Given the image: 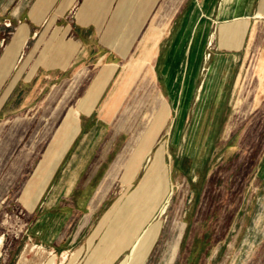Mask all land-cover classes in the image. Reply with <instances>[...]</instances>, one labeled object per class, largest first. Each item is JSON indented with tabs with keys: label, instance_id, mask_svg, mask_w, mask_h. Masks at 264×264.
Returning <instances> with one entry per match:
<instances>
[{
	"label": "crops",
	"instance_id": "1",
	"mask_svg": "<svg viewBox=\"0 0 264 264\" xmlns=\"http://www.w3.org/2000/svg\"><path fill=\"white\" fill-rule=\"evenodd\" d=\"M194 1L133 0L130 6L128 0H0V39L10 29L8 42L0 48V83L11 79L1 100L6 102L12 97L20 81L28 88L22 96L21 108H0L5 116L15 117L10 132H16V136L21 133L18 139L11 135L3 143L1 162L11 160V167L22 166L30 156L22 148L12 157L17 147L13 151L12 148L31 128L34 120L24 111H31L33 108L28 109V106L36 100L40 102L33 116L37 121L43 120L41 125L37 124L36 131L43 133L45 139L49 137L41 158L61 128L67 123L69 129L74 125V135L68 144H62L65 150L42 193L38 198L32 194L25 203V187L20 197L26 209L33 212L48 188L52 187L55 197L70 196L78 177L67 184L63 182L65 176L72 170L74 174H83L79 178L82 188L77 195L82 198L86 212L82 227L103 208L84 245L85 252L92 245V256L89 255L84 264H116L128 254L135 237L152 222L158 210L153 212L151 221L141 224V216L151 208L149 189L155 186L154 175L143 183L149 173L127 194L105 205L112 180L117 175L115 167L108 169L109 156L117 149V142L108 141L107 137L125 102H148L141 139L133 154L123 162L121 179L129 184L139 174L144 158L154 148L174 112L179 116L175 100L190 95L186 116H195L209 69L217 59L228 60L230 67L219 114L228 116L225 131L236 132L243 123L248 126L247 120L251 117L256 126L249 130L263 134L257 138L264 139V0H198L203 6L202 14L210 21L207 38L215 36L217 51L202 78L206 53L203 32L189 56L193 66L186 72L188 77L182 76L181 66L174 67L173 90L164 69L177 28ZM9 21L13 28L4 25ZM70 70L73 72L69 77L59 76ZM159 110L164 111L165 123L142 148ZM118 154L113 159L114 166L122 162ZM135 158L139 159L140 168L131 178L127 167ZM160 158L161 155L155 163ZM249 165L250 173L246 176L253 173ZM8 177H4L6 187L11 182ZM235 207L226 213L233 212L236 221L241 218L239 214L249 213L248 205ZM215 255L211 253L208 259L212 261ZM258 257L254 260L264 261V253ZM56 264L73 263L68 254L66 260L61 259Z\"/></svg>",
	"mask_w": 264,
	"mask_h": 264
},
{
	"label": "rangeland",
	"instance_id": "2",
	"mask_svg": "<svg viewBox=\"0 0 264 264\" xmlns=\"http://www.w3.org/2000/svg\"><path fill=\"white\" fill-rule=\"evenodd\" d=\"M128 2L132 6L133 0ZM198 2L195 0L190 9L195 6L202 9L203 6ZM4 25L13 28L11 21L4 22ZM181 25L182 21L177 28L176 36ZM209 27L204 40L206 53L201 70L202 78L208 72L217 51L215 36L207 38ZM202 28L197 27L188 34V37L185 35V39H181L172 52L173 41L172 54L170 53V59L164 69L167 80L176 65L183 68L182 71L178 70L182 76L188 77L186 72L193 66L189 56L192 55L194 46L198 44V39H201L204 32ZM9 36L10 29L0 39V48L8 42ZM182 52L183 56H180ZM188 61L190 64L186 68L184 65H187ZM219 61L221 60H216ZM72 72L70 70L59 76L64 75L67 78ZM10 81L11 79L7 78L0 83L2 110L21 108L22 96L28 90L20 81L12 97L3 102L1 98ZM169 86L175 90V87ZM188 96L183 100H175L179 116L174 112L166 129L157 137L154 148L144 158L140 172L131 184L121 179L125 167L123 162L133 154L141 139L146 126L144 114L148 102L130 100L124 103L115 126L107 137L108 141L114 139L117 142V149L109 156L108 164V169L115 167L117 175L112 180L105 205L135 188L140 179L152 170L156 158L161 155L162 164L154 173L153 185L159 183L158 177L166 176L161 179L163 182L168 180L166 178L170 179V189L173 193L170 191L168 195L170 200L167 201L169 203L165 212L161 214V210L158 209L152 219L156 223H161V230L144 264H264V261L254 260V257L259 258L258 256L264 253V158L260 160L264 157V139L257 138L263 134L249 130L256 126L255 119L251 121V117L247 120L248 126L245 127L243 123L238 131L227 132L225 123L228 116H221L214 129L212 141L205 149L204 162L194 166L192 159H189L190 162L186 161L187 136L194 119V116H186L190 100V95ZM39 102L36 100L28 106V109L33 108L31 111H24L29 113V117H32L30 119L34 122L30 130L18 141L19 144H13L12 148L13 151L17 147L12 157L22 148L28 151L30 156L26 162L22 166L11 167V160L2 163L0 155V236L3 237L0 245V264H50L51 260L56 264L61 259L66 260L68 254L73 264H84L92 248V245H89L85 252L84 245L103 208L94 214L86 227H84L86 224L82 227L86 212L82 198L77 195L82 188L79 178L83 174H74L72 170L65 176L63 182L67 184L72 183L75 176L78 177L70 196L55 197L52 187L48 188L33 212L26 209L20 197L25 187H27L23 197L25 203L32 194H35L36 198L39 197L65 150L62 144L71 141L76 129L73 124L70 129L68 123L65 124L41 158L49 137L45 139L43 133L36 131L37 124L43 121H37V117L33 116L37 113ZM4 113L0 111V154L3 151L1 146L11 135L13 139L21 136L20 132L17 136L16 132H10V127L15 124V117L5 116ZM116 153H119L122 162L114 166L113 159ZM249 164L252 165L253 173L246 176L245 174L250 171ZM33 174V179L29 183ZM6 175L11 180L7 187L4 181ZM155 186L149 189L150 197ZM240 205H248L249 213L239 214L241 218L236 221L233 212L226 211L234 210L235 206ZM245 216L247 218L244 219ZM211 253L216 254L212 261L208 259Z\"/></svg>",
	"mask_w": 264,
	"mask_h": 264
},
{
	"label": "bare ground",
	"instance_id": "3",
	"mask_svg": "<svg viewBox=\"0 0 264 264\" xmlns=\"http://www.w3.org/2000/svg\"><path fill=\"white\" fill-rule=\"evenodd\" d=\"M203 16L204 15L202 14V10L198 6L192 7L188 11L187 15L183 18L182 25L179 28L178 34L174 39L172 52L175 50L176 45L179 44V41L181 39H185V35H187L188 37V34L192 33V31H194L197 27L202 26L203 27L202 29L204 31V36L207 35V29L210 26V22L206 20ZM199 46H202V45H199ZM180 56H183V52L180 54ZM189 64L190 63L188 61L187 65H184V66L188 68ZM229 68L230 67L228 64V60L226 61L222 60V61L216 62L209 69V75L206 81L207 83L205 85L204 93L199 98V105H198L197 111L195 112L193 123L191 125L190 131L187 136V148L185 147L186 148V161L190 162L189 159H192L194 161L193 163L194 166L201 165L204 162L205 149L207 148L209 143L212 141L214 129L217 126V122L220 117L219 114H220L221 106L222 104H224L223 99L225 98L223 97H224L226 84L229 79V74H230ZM174 72L170 74L169 79H168V82H170L169 85H171L172 88H174V85L172 83L174 79L171 80V78ZM165 120H166V116H164V111L159 110L154 117L152 125L148 128V132L146 133L145 138L143 139L144 141H143L142 148L144 147L145 144H148V142H150L151 136L155 132L157 133L160 130L162 125L165 123ZM142 148L140 152L143 150ZM146 152L148 154L149 150H146L145 153ZM139 164H140L139 159L135 158L132 160L131 164L127 167L128 168L127 173L129 174L131 178L134 177L137 171L139 170L140 168ZM161 164H162V159L160 158L153 165L152 170L149 172L148 176L146 177L143 183L147 182L151 178V176L154 175V173L158 171ZM164 177L166 176L162 175L161 177H158L159 179H157L159 180V183L155 186V189L153 190L154 192L152 193V196H151V201H150L151 208L141 216V220H142L141 224L149 222V220L153 217V212L156 209H160L161 214L164 213L166 210L167 204L169 203V202L167 203V201L170 200V199L168 200V195L171 191L170 189L171 181L169 178H166L168 180H165V182H163V179L161 178H164ZM101 193H104V192H101ZM154 205H155V209H154ZM160 230H161V223H156V221L150 222L149 225L146 228H144L138 236L135 237V240L131 244L128 254L118 264H144L146 261V258L148 257L154 243L156 242L160 234ZM2 242H3V237L0 236V245ZM53 263L54 261L51 260L50 264H53Z\"/></svg>",
	"mask_w": 264,
	"mask_h": 264
}]
</instances>
